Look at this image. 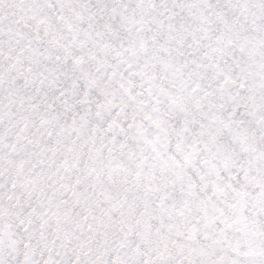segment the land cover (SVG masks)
Returning <instances> with one entry per match:
<instances>
[{
    "label": "snow or ice",
    "instance_id": "obj_1",
    "mask_svg": "<svg viewBox=\"0 0 264 264\" xmlns=\"http://www.w3.org/2000/svg\"><path fill=\"white\" fill-rule=\"evenodd\" d=\"M0 264H264V0H0Z\"/></svg>",
    "mask_w": 264,
    "mask_h": 264
}]
</instances>
